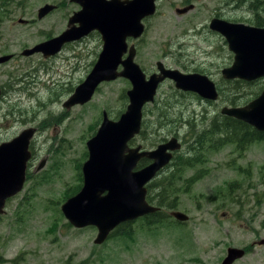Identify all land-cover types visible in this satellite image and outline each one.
<instances>
[{"label": "rangeland", "instance_id": "1", "mask_svg": "<svg viewBox=\"0 0 264 264\" xmlns=\"http://www.w3.org/2000/svg\"><path fill=\"white\" fill-rule=\"evenodd\" d=\"M203 2L196 12L181 17V22L176 21L167 7H162L161 14L165 17L158 16L149 25L141 47L146 59L139 62L160 60L161 52L165 51L168 57L172 56L166 60L168 67L185 66L187 73L201 70L223 85L218 71L232 63L227 51L213 49L212 58L203 57L201 52L209 50L205 38L209 39V45L216 35L200 39V35H191L193 29L202 28V18L206 15ZM212 2L215 0H206V6L211 7ZM45 4L55 8L37 19V10ZM261 6L264 8V1ZM78 10L80 7L71 0H0V56L15 53L21 61H38L40 54L24 58L20 53L60 35L68 26L69 17ZM258 14L264 16V11L260 9ZM191 17L195 23L187 28L183 23ZM24 20L25 24L20 22ZM186 28L189 30L182 35ZM178 46H182L181 54ZM101 48L98 34H89L65 45L54 64L45 66L47 70H38L42 83L51 78L48 83L56 88L52 90L55 95L61 94V101L54 104V113L36 116L38 133L33 139V156L24 189L6 202L5 213L0 216V264H220L228 247L248 249L234 264H264V244L259 243L264 241V140L251 143L244 153L230 144L217 150L203 144L198 152L202 162L193 168L168 165L156 179L173 174L176 187L173 196L178 203L164 210L170 220L148 226L145 218H139L130 222L129 238L108 237L101 245H95L94 226L75 229L67 223L60 207L66 196L82 184L86 142L95 134L103 111L116 121L127 105L124 96L130 84L117 78L101 83L88 102L67 106L72 95L65 84L81 83ZM210 61L215 68L207 65ZM27 65L34 69L41 64ZM150 68L153 67L146 69ZM10 70V64L0 66V85L7 83ZM15 70L19 75L24 72ZM21 86H13L18 90L14 96L25 101L0 102V142L10 140L24 129L28 123L25 121L34 111L33 102L25 99ZM44 89L40 93L43 100L47 96ZM223 106L228 105L221 99L209 103L166 81L160 85L154 103L144 107L142 131L133 145L140 144L150 150L176 136L181 150L175 156L187 158L192 141L194 149L199 146L194 137L208 129ZM42 162L45 163L38 170ZM198 171H203V175L186 188V180ZM229 184L236 185L230 188ZM173 210L186 214L188 221L180 223L171 218L169 213Z\"/></svg>", "mask_w": 264, "mask_h": 264}, {"label": "water", "instance_id": "2", "mask_svg": "<svg viewBox=\"0 0 264 264\" xmlns=\"http://www.w3.org/2000/svg\"><path fill=\"white\" fill-rule=\"evenodd\" d=\"M156 1L71 0L81 10L69 18L67 29L59 36L23 52V56L42 53L48 57L58 53L64 44L78 41L92 31L100 34L103 46L98 60L77 86L67 106L88 102L102 82L114 81L119 77L130 81L125 111L117 121L109 120L106 113H102L96 133L86 142L88 157L81 168L83 185L77 194L60 207L63 217L73 228L94 226L97 229L93 240L95 245L104 243L110 232L120 224L159 211V208L146 202L145 185L169 163L171 152L178 150L180 145L177 139L172 138L147 152H139V146L128 147V142L140 131L142 108L154 102L158 85L169 79L178 90L191 92L202 100H218L215 84L205 75L165 70L159 65L160 76L145 80L139 67L133 63V49L126 60H120L126 53V38H138L141 35V20L154 14ZM53 9L49 5L39 9L38 19ZM209 28L224 37L228 51L233 54L230 66L221 70L224 80L252 82L264 78V28L219 20H212ZM9 59L10 56L0 58V64ZM119 64L123 69L117 72ZM220 115L264 132V89L243 106L221 107ZM34 132L30 128L23 130L12 141L0 144V214L4 213L6 201L23 190L27 163L31 158L28 147ZM142 158L151 161V164L134 172L135 164ZM43 165L44 162L38 170ZM170 215L180 223L188 220L179 211L171 212ZM259 243L264 244V241ZM244 254L243 249L230 247L220 264H233Z\"/></svg>", "mask_w": 264, "mask_h": 264}, {"label": "flooded vegetation", "instance_id": "3", "mask_svg": "<svg viewBox=\"0 0 264 264\" xmlns=\"http://www.w3.org/2000/svg\"><path fill=\"white\" fill-rule=\"evenodd\" d=\"M107 1H109V0H107ZM121 1H131V0H121ZM202 1L203 0H157L155 3L156 7H155L154 14L151 16L145 17L141 20V23L143 25V32L141 33V35L138 38H133V37H127L126 38V40H125V43L127 46L126 53H124L121 56L120 60L121 61L126 60L129 56L130 50L133 49L134 50L133 63L139 67V69L141 70V73L144 76L145 80H148L150 77L158 78L161 74L160 70H159V65H161V67L165 70H177L178 69V71L180 70V72L184 73V74L205 75V76L209 77L217 87L216 81H214L210 77L211 76L210 74L202 73L201 70H197V69L192 70L191 71L192 73H187L186 72L187 69L183 65V62H181V61H179L178 64L181 66H184L182 69L177 68V67L176 68L168 67L166 60H168V59L171 60L172 56L170 55V57H168V55H167L168 52L166 53L165 51L161 52V54H160L162 57V60L160 57V60H157L155 62H146L144 64L142 62H139V59H146L143 57L144 53L143 54L141 53V51H142L141 47H143V40H144L143 37L145 36V33H146L149 25L151 23H153V20H155L156 17H158V16L165 17L164 14H161V8L162 7H167L170 10V12H173V14L176 16V21L181 22V17L188 16L191 13L197 11L198 6ZM263 1L264 0H215V3L212 2L210 4V5H212L211 7H209V6L207 7L206 6L207 5L206 0H204L203 3H205V4L203 5V7H205L204 9L206 11V15L204 14L205 16L202 18V23H203L202 28L199 31H196V29H193L191 32V35L192 36L193 35H200L199 39L202 38L203 36H207V35L208 36L216 35V37H213L214 40H213V42H209V45H208L209 39L205 38V42H206L207 46H209V50L205 51V49H204L201 52L202 56L203 57L204 56H206V57L210 56L212 58L211 50L217 49L218 51L221 50L222 52H223V50H226L227 56L231 60H233V54L230 51H228L227 44H226L224 37L220 33L212 31L209 28L211 21L212 20H219V21L226 22V23H239V24H243V25H247V26H256V23L259 22V23H261V26H259V28H264V16L258 14L260 9H262L264 11V8L261 6L263 4ZM185 9H188V10L183 12V10H185ZM169 22L171 23L172 19ZM193 23H195V22L193 21V18L191 17V19H189V20L187 19L186 23H183V25L187 26V28H188L190 25H193ZM256 27H258V26H256ZM187 28L182 30V32L184 31L182 35H186L187 31L189 30ZM92 33H96V32L94 31V32H91L90 34H92ZM98 36L100 37L101 47H102V39H101V36L99 35V33H98ZM178 36L179 35H177L175 39H177ZM174 42H175V40H174ZM174 42L171 43V46L174 45ZM181 47L182 46H178V54L180 53ZM169 48H170V45H169ZM100 53H101V50H100V52L97 53L96 60L92 64V68L96 64ZM20 55L22 56V53H20ZM35 55H38V54H35ZM57 55H59V54H57ZM57 55H54V56L46 58V59H43L39 55L40 57H39L38 61H36V62H28V61L25 62V61L19 60V58L16 56L15 53H11L9 61L7 63H5L4 65H2V66H5L7 64H10L12 67L11 68L12 72L10 73L11 83L6 84L4 86L0 85V102L1 101H8V102L14 101L17 103H22V101H25L23 98H18V96L15 98V96H14L15 92L18 90H15L13 88V86H15L17 84L22 85L21 86L22 88L20 87L21 88L20 90L23 93H25V95H24L25 99L33 102L32 109H34V111L33 110L31 111L32 115L30 114L29 119H27L25 121V122L28 121V123L26 124V126H24V128H30V129L33 128L35 130V134L33 135V138L31 139L30 144H29V150H30L31 158L33 156V151H32L33 139L36 137V135L38 133V125H37L38 123H37L36 116H41V114H44L46 116V113H50V114H51V112L54 113L56 110L53 111V108H54L53 106L57 102L61 101V94L56 92L57 95H55L54 94L55 91H52L56 88L53 89L52 87L54 85L52 83H50V84L48 83L51 78L47 77L45 84L44 83L36 84L34 81H31V79H29V77H31L30 73H27V74H24L23 76H21V75H18L19 74L18 71H16L13 68H16L18 70V69L25 67L27 65V63H31V65L41 64L39 66V69H44L45 66L54 64V61H55ZM189 62L193 63L191 61H189ZM230 62H228V63H230ZM207 65L209 67H214V64L212 61L207 62ZM149 67H153V68L146 69ZM50 69H52V66H50ZM122 69H123V67L121 66V64H119L117 66V72H120ZM45 70H47V69L45 68ZM221 70L222 69H219V71H218V72H220V74H221ZM44 74H46V73L44 72ZM166 81H170V80H164L162 83H165ZM43 84H44V86H43ZM78 85H79V82H77L76 85H74L73 83H71L69 81L65 84V88L68 90L69 95H72L73 90H74L73 88L75 86H78ZM42 89H44V91H46V94H47L45 100H43L40 97V93H41ZM185 93H187V92H185ZM117 119H118V117H117ZM59 123H61V120H59ZM174 137H176V136H174ZM166 141H163L162 143H165ZM134 142H135L134 139L129 141L128 147L129 148H138V146L140 144H136V146H135V145H133ZM139 152H147V150H145V148H144V150H142L140 148ZM150 164H151L150 161L145 159V158L139 159V161L135 164L133 171L135 172V171L141 170L142 168H144ZM27 168H28V166H27Z\"/></svg>", "mask_w": 264, "mask_h": 264}, {"label": "trees", "instance_id": "4", "mask_svg": "<svg viewBox=\"0 0 264 264\" xmlns=\"http://www.w3.org/2000/svg\"><path fill=\"white\" fill-rule=\"evenodd\" d=\"M256 26H261V23L257 22ZM264 79V78H263ZM223 85L217 84V91L221 101L225 102L230 107H238L245 105L249 101L256 98L259 93L264 89V80H256L253 82H244L241 80H224L222 79ZM213 103V102H209ZM193 133V132H192ZM217 136V138H215ZM192 137V136H191ZM195 139V144L199 146L194 149L191 144L189 145L190 154L187 158L175 157L172 167H177V169H182L183 167L193 168L198 162H202L198 152L203 148V144H207V148L212 150H217L222 148L224 145H234L240 153H244L247 146L253 142L264 140V133L257 132L252 127L246 125L243 122L235 120L230 117L222 116L220 113L217 117L213 119L208 127L202 132L198 133ZM197 151V153H196ZM199 155V156H198ZM202 171L197 174L190 176L186 180V188H189L196 180L200 179L202 176ZM81 181V179H80ZM236 184H229L232 188ZM81 186H78L72 193V195H67L66 197L74 196ZM147 195L146 200L149 204L155 205L161 208V211L155 212L151 215L145 217L148 222V226L156 225L167 219L164 210L172 209L178 202L174 195L176 187L173 181V174L170 173L161 179H154L148 185H146ZM165 193L167 195H165ZM67 200V199H66ZM165 217V218H164ZM130 222L120 224L111 234L110 238H129L130 236ZM248 249L246 248V251Z\"/></svg>", "mask_w": 264, "mask_h": 264}]
</instances>
